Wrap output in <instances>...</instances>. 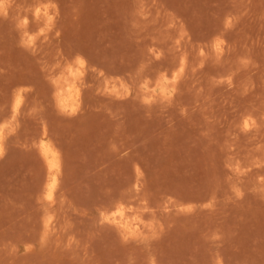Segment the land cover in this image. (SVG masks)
Listing matches in <instances>:
<instances>
[{
	"label": "rangeland",
	"instance_id": "rangeland-1",
	"mask_svg": "<svg viewBox=\"0 0 264 264\" xmlns=\"http://www.w3.org/2000/svg\"><path fill=\"white\" fill-rule=\"evenodd\" d=\"M0 145V264H264V0H0Z\"/></svg>",
	"mask_w": 264,
	"mask_h": 264
},
{
	"label": "bare ground",
	"instance_id": "bare-ground-1",
	"mask_svg": "<svg viewBox=\"0 0 264 264\" xmlns=\"http://www.w3.org/2000/svg\"><path fill=\"white\" fill-rule=\"evenodd\" d=\"M0 148H1V145H0ZM44 153L47 156V158L49 159L48 161H49L50 168L54 169L56 167V162L54 160L52 152L49 149L45 148L44 149ZM54 186H55V180H53L52 183H50L49 186H48V195H49V197L53 193Z\"/></svg>",
	"mask_w": 264,
	"mask_h": 264
}]
</instances>
